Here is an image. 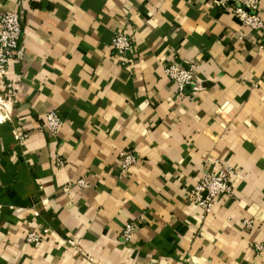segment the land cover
I'll return each mask as SVG.
<instances>
[{
	"label": "crops",
	"instance_id": "crops-1",
	"mask_svg": "<svg viewBox=\"0 0 264 264\" xmlns=\"http://www.w3.org/2000/svg\"><path fill=\"white\" fill-rule=\"evenodd\" d=\"M5 10L23 36L0 78V264H264V30L215 0H0ZM121 31L124 64L110 44ZM170 63L194 64L197 89L179 95ZM122 150L136 156L125 170ZM215 161L237 168L233 196L204 214L190 194ZM43 228L40 245L26 241Z\"/></svg>",
	"mask_w": 264,
	"mask_h": 264
},
{
	"label": "built area",
	"instance_id": "built-area-1",
	"mask_svg": "<svg viewBox=\"0 0 264 264\" xmlns=\"http://www.w3.org/2000/svg\"><path fill=\"white\" fill-rule=\"evenodd\" d=\"M215 2L230 12L238 19V21L250 27L252 30H264V17L260 13L261 0H215ZM23 36V28L21 26L19 15L16 11L5 10L0 13V78L6 79L8 67L15 60L18 49ZM111 48L119 57L121 64L127 59V56L133 49L132 35L125 31L116 32L111 39ZM165 75L171 79L178 88L179 95L185 94L187 88L197 83L195 76V66H183L177 63H170L164 68ZM193 89H197L196 85ZM2 100V99H1ZM0 100V109L5 108ZM62 126V119L57 111H48L45 115L44 128L51 134H56ZM15 138L23 136L21 132L13 131ZM120 166L123 170L128 169L136 160L135 154L129 150L119 152ZM62 158H56L55 164L64 165ZM237 168L228 163L215 161L214 166L202 171L197 183L191 190V199L194 200L202 209L204 214H211L217 199L220 196H233L232 179L237 174ZM77 185H85V181L80 179L75 182ZM251 219H245L246 227L251 228ZM136 221L126 222L122 233L121 242H128L134 235L136 230ZM49 229L43 228L41 232L30 231L26 235V241L38 246L46 239ZM254 248L257 252H261L263 246L255 244Z\"/></svg>",
	"mask_w": 264,
	"mask_h": 264
}]
</instances>
